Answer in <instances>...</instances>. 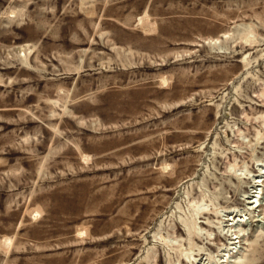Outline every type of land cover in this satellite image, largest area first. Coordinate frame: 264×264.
I'll return each instance as SVG.
<instances>
[{
  "label": "rangeland",
  "instance_id": "rangeland-1",
  "mask_svg": "<svg viewBox=\"0 0 264 264\" xmlns=\"http://www.w3.org/2000/svg\"><path fill=\"white\" fill-rule=\"evenodd\" d=\"M0 264H264V0H0Z\"/></svg>",
  "mask_w": 264,
  "mask_h": 264
},
{
  "label": "bare ground",
  "instance_id": "bare-ground-1",
  "mask_svg": "<svg viewBox=\"0 0 264 264\" xmlns=\"http://www.w3.org/2000/svg\"><path fill=\"white\" fill-rule=\"evenodd\" d=\"M254 183V185L253 186H255L254 187V189H256L259 185V182L257 181H254L253 182ZM254 198L256 199V196L255 195H253V193L251 192V193H249L248 194V196H247V201H245L246 202V204H248L249 206H248V210H250L251 212H254L255 213V211H256V205H255V203H257V202H255V200H254ZM262 198V197H261ZM260 202V201H259ZM242 211V210H241ZM247 211V210H246ZM246 211H245V213H246ZM232 213H234L233 211H231V212H228V214L226 215L227 216V218H226V220L225 221H227L228 223H227V225H226V227H228V231H227V233H229L230 232V234H231V232H232V227L234 226V225H237V224H239L240 222H241V219H236V217H237V214L235 215V216H233V217H231L230 215H232ZM249 214V213H248ZM242 216V215H241ZM242 218V217H241ZM245 219V218H244ZM244 221V220H243ZM259 221V220H258ZM231 222V223H230ZM234 232V231H233ZM237 233V232H236ZM232 235V234H231ZM236 238H238V237H236ZM236 238H234V237H232L231 239L232 240H235ZM230 239V240H231ZM231 245H237V241H234L233 243H231ZM234 248V247H233ZM233 248L232 247H228L227 248V252L228 253H230L231 252V250H233Z\"/></svg>",
  "mask_w": 264,
  "mask_h": 264
}]
</instances>
